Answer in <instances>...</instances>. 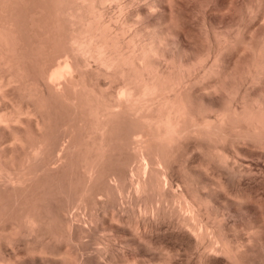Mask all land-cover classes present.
Listing matches in <instances>:
<instances>
[{
	"label": "bare ground",
	"instance_id": "1",
	"mask_svg": "<svg viewBox=\"0 0 264 264\" xmlns=\"http://www.w3.org/2000/svg\"><path fill=\"white\" fill-rule=\"evenodd\" d=\"M27 1L0 0V264H86L87 218L120 224L96 264H255L264 0H205L198 33L183 0Z\"/></svg>",
	"mask_w": 264,
	"mask_h": 264
},
{
	"label": "rangeland",
	"instance_id": "2",
	"mask_svg": "<svg viewBox=\"0 0 264 264\" xmlns=\"http://www.w3.org/2000/svg\"><path fill=\"white\" fill-rule=\"evenodd\" d=\"M28 1H30L31 2V5H32V2H33V7L35 8V6H34V4H35V2L34 1H31V0H28ZM28 1L26 2V3H28ZM184 1L185 0H183L182 2H181V4L184 6H182L181 5V7L183 8L182 10H183V13H184V15H185V19L186 20H188L189 21V23H188V21H187V24L192 28V31H194L195 33H198V24L200 25V23L202 22V16H200V15H202V14H200L199 13V11H200V6H204V7H206V5H210V6H212L211 4H212V2H210V1H208L209 3H207V1L205 2V0H199V2L197 1V0H186V3H184ZM203 1H204V3H203ZM108 2V1H107ZM240 2V1H239ZM25 3V4H26ZM37 3V2H36ZM140 4L142 3V1H140L139 2ZM144 3V2H143ZM207 3V4H206ZM38 4V3H37ZM135 5L137 4V3H134ZM206 4V5H205ZM240 4H241V2H240ZM13 5V4H12ZM15 5V4H14ZM24 4H21V6H23ZM30 3H28V5H26V6H28L27 8H25V9H28L30 6ZM187 5V6H186ZM25 6V5H24ZM30 7V9H28V10H33V9H31V8H33V7ZM37 6V5H36ZM192 10V11H191ZM199 10V11H198ZM24 11V10H23ZM27 11V10H26ZM191 11V12H190ZM195 13H194V12ZM28 12V11H27ZM26 13V12H25ZM25 13H24V15H25ZM186 13V14H185ZM194 13V14H193ZM27 14V13H26ZM199 16H198V15ZM227 12L222 16V17H211V21L213 20V24L215 25V26H218L217 28H219L220 30H222L223 29V27H224V29H226V28H228V29H231V27L232 28H234L235 26V23H236V21L238 20V19H240V16H238L239 14H241V13H235L234 15L233 14H227ZM193 15V16H192ZM192 18H191V17ZM232 16V17H231ZM236 16V17H235ZM202 17V18H201ZM228 17V18H227ZM239 17V18H238ZM215 18H217V19H215ZM236 18H238V19H236ZM248 18L246 17V23L249 25V24H255L258 20L255 18V20H247ZM201 20V21H200ZM235 20V21H234ZM197 26H195L192 22ZM200 21V22H199ZM254 21H255V23H254ZM215 22V23H214ZM221 22V23H220ZM190 23L191 24H193V27H192V25H190ZM219 24V25H218ZM223 27H222V26ZM228 25V26H227ZM234 26V27H233ZM197 31V32H196ZM25 32V31H24ZM27 32H29V31H26V33ZM21 34V38L23 39L24 37V35L26 36L27 34ZM29 33H31V32H29ZM29 36V35H28ZM26 39H28V37L26 36L25 37ZM23 40H25V39H23ZM20 43H21V41H20ZM22 45H24L25 44V46L26 45H28L27 44V40H26V42L24 43L23 41H22V43H21ZM21 44H19L20 46H21ZM19 45H18V48H19ZM25 46H23L24 48H22V46H21V48H22V51L24 50V53L25 54H27V51L25 52V50H27L26 48L27 47H30L29 45L28 46H26V48H25ZM19 50V49H18ZM24 54V55H25ZM29 62V63H28ZM28 62H26V63H28V65L30 64V66H36V64L34 65V64H32L33 62H31L30 63V61H28ZM25 63V62H24ZM25 63V64H26ZM32 64V65H31ZM25 66H27V65H25ZM37 67V66H36ZM35 67V68H36ZM28 68H29V66H28ZM33 68V67H32ZM32 68H30V69H32ZM25 69H27V67H25ZM35 70V69H34ZM31 72V74L30 75H32V73H33V75H34V72H32L33 70H30ZM27 72H29L28 70H27ZM258 156V157H257ZM249 158V159H248ZM244 159V160H243ZM242 160H243V162H244V164L245 165H248L249 166V168L251 169V173L250 174H247L248 176L249 175H252V174H254V172H255V176L254 175H252V177L250 178V176L248 177H242V183H243V185H244V187L245 188H248V189H251V193H252V195L254 196V198H261L262 197V199H264L263 198V196H264V183L263 184H261L260 183V181L262 182V180H264V156L263 155H260V153H259V151L256 149V150H253V154L251 155V156H247V157H244ZM248 159V160H247ZM241 160V161H242ZM252 164V165H251ZM253 168V169H252ZM261 171V172H260ZM263 172V173H262ZM183 174V173H182ZM257 174V175H256ZM255 177V178H254ZM250 178V179H249ZM260 180V181H259ZM257 182V183H256ZM249 184V185H248ZM253 184H255V186L253 185ZM252 187H251V186ZM248 186V187H247ZM260 187V188H259ZM247 189V190H248ZM262 193V194H261ZM59 198L60 197H57L56 199L58 200H54L55 202L57 201L58 203H57V205H61V202H62V205H65L66 204V202L64 203L63 201V199L61 198L60 200H59ZM260 198H259V200H260ZM255 199V200H256ZM62 200V201H61ZM54 202V203H55ZM64 203V204H63ZM55 205H56V203H55ZM56 205V206H57ZM59 205V206H60ZM58 206V207H59ZM262 206L263 205H261L260 207H261V209H262ZM260 207H258L259 208V211H261L260 210ZM55 208V207H54ZM60 208H63V206H61ZM56 209V208H55ZM58 209V208H57ZM258 211V210H257ZM262 211H264V206H263V210ZM115 212H117V211H115ZM119 213L121 212V211H118ZM126 211H123V212H121V214H126L125 213ZM73 213V212H72ZM81 213H83V212H80V215L83 217L84 216V220L87 218V216L85 217V213H83V214H81ZM128 213H130V212H128ZM131 214V213H130ZM128 215V214H127ZM233 215H230V216H226V222H228V223H231L234 219H236V218H233V217H235V216H233ZM100 219V218H99ZM86 220H88L87 222H86ZM84 222H83V224L84 225H86V227H87V229H86V231L83 233L84 235L82 236V239H81V242H75V240H73L74 241V245L72 244L73 243V241L70 239V241H72V242H70L72 245H70V243L68 242V240H67V242H68V244H69V246H70V248H71V250H73V252H74V254H76L77 253V258H84V263H86V264H96V263H94V262H91L92 260H91V256H93L92 254H94L95 253V250H98V249H100L101 247L102 248H104V246H105V244H104V242H105V240H104V236L105 237H109V241H111V242H109L110 243V245H111V243H112V245H111V247L113 248V249H117V250H120L121 248H120V240L118 239L119 237H116V235H114V233L116 234V232H115V230H117V227H116V224L118 225L119 223H117L114 219H112L111 221H109L108 220V222H101L102 220H98V219H96L97 221L95 222H92V224L91 223H89V219L87 218ZM245 221V220H244ZM98 222V223H97ZM112 222V223H111ZM115 222H116V224H115ZM103 223V224H102ZM94 224V225H93ZM112 225V226H111ZM102 226V227H101ZM119 226H120V224H119ZM164 227V226H163ZM167 227V226H166ZM169 228H171V227H169ZM169 228L167 227V228H165L164 227V229H165V231L167 230L168 232L170 231L171 232V230L173 231V229L174 228H171L170 230H169ZM115 229V230H114ZM162 230H163V228H162ZM162 230H161V232H162ZM164 231V230H163ZM164 231V232H165ZM175 231V230H174ZM160 232V233H161ZM163 232V233H164ZM165 233H167V232H165ZM100 236V237H99ZM102 236H103V238H102ZM67 237V236H66ZM95 238V239H94ZM100 240V238L102 239V240H98V239ZM111 238V239H110ZM113 238V239H112ZM66 239V238H65ZM68 239V238H67ZM105 239H107V238H105ZM94 240V241H93ZM95 240H97L98 242H96ZM103 240H104V242H103ZM101 242V243H100ZM103 242V243H102ZM100 243V244H99ZM257 243V242H256ZM256 243H254L255 244V247H256ZM102 244H103V246H102ZM259 244V243H258ZM99 245H101V246H99ZM73 246V247H72ZM97 246V247H96ZM56 247V246H55ZM58 247V246H57ZM93 247V248H92ZM115 247V248H114ZM254 246H253V250L254 249H256L254 252L252 251V256H253V258L255 259V264H259L260 263V261L262 260V258H263V260H264V250H262V249H264V245H262V246H260V244L255 248ZM259 247H263L262 249L261 248H259ZM73 248V249H72ZM119 248V249H118ZM262 251H261V250ZM85 251V252H84ZM181 251V250H180ZM179 251V255L176 253V255H175V258L177 259V262L179 263V264H192V262H195L196 260V253H195V251L193 252V251H188V252H184V251H181L180 252ZM76 252V253H75ZM193 252V253H192ZM256 252V253H255ZM83 253V255H81ZM195 253V254H194ZM263 253V255H261ZM181 254V255H180ZM183 254V255H182ZM192 254V255H191ZM257 256H256V255ZM157 255V254H156ZM187 255V256H186ZM84 256V257H83ZM263 256V257H262ZM258 257V258H257ZM175 259V260H176ZM195 260V261H194ZM192 261V262H191ZM157 262V261H156ZM191 262V263H190ZM97 264H100V263H97ZM158 264H162V261H159L158 262Z\"/></svg>",
	"mask_w": 264,
	"mask_h": 264
}]
</instances>
